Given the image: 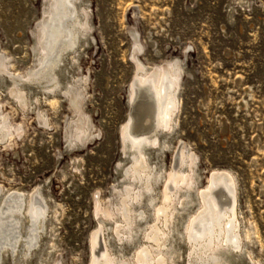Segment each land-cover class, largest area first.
<instances>
[{"label": "rangeland", "instance_id": "374dc122", "mask_svg": "<svg viewBox=\"0 0 264 264\" xmlns=\"http://www.w3.org/2000/svg\"><path fill=\"white\" fill-rule=\"evenodd\" d=\"M54 1L0 0L6 66H0V125L9 131L4 139L0 132V201L12 192L27 199L36 191L48 216L35 255L25 257L30 223L23 208L18 253H7L0 264H88L89 236L98 228L115 264H135L138 247L151 246L144 234L156 208L131 178L134 152L121 134L131 114L135 125L150 126L140 110L152 103L139 102L138 111L129 103L139 62L147 72L166 64L178 68L172 124L157 133V146L142 150L147 166L165 177L184 148L177 171L193 170L200 179L194 206L181 217L174 213L170 232L164 230L177 251L174 264L192 262L184 226L214 169L233 177L238 231L251 238L242 255L220 257L227 264H264V0H75L76 46L56 62L55 82L48 83V73L40 79L30 71L43 68L39 40ZM12 91L22 93L24 108ZM72 93L81 101L80 114ZM78 116L86 123L85 138ZM162 184L152 183L155 205ZM128 187L130 231L120 213Z\"/></svg>", "mask_w": 264, "mask_h": 264}, {"label": "bare ground", "instance_id": "6f19581e", "mask_svg": "<svg viewBox=\"0 0 264 264\" xmlns=\"http://www.w3.org/2000/svg\"><path fill=\"white\" fill-rule=\"evenodd\" d=\"M74 1L55 0L50 12L44 17L46 19L42 23L43 28L39 41L45 53L40 63L43 68L39 71H30V74L41 79L48 73L50 76L48 83L55 82L56 75L52 73V69L56 62L60 60L68 49L76 46L77 32L75 30L80 24ZM3 59L0 56L2 69ZM136 66L137 78L129 91V103L132 104L136 100L142 104L152 103L151 106L142 105L143 107L140 110L142 117L147 116L150 126L146 129L140 128V130L134 131L132 124L135 121V115L133 117V114H131L125 122L121 134L123 140H128L130 148L134 152V155H132L133 167L131 171L133 174L131 178L137 184L142 183V189L149 193L148 206L156 208V214L154 223L149 227L148 236L144 234L151 246L138 247L134 263L174 264L177 251L172 245V239L169 242V234L164 230L166 229V231L170 232V228L174 224V213H176V216L181 217L185 210L194 206L191 195L197 191L200 179L193 170L191 171L192 175H189V171H177L184 166V148L180 149L176 156L174 169L170 170L165 177L160 173L155 174L156 176L153 175V168L150 169L147 166L142 150L152 149L157 146L159 143L157 133L162 131V129L170 128L172 124V116L176 111V100L173 91L177 85L178 68L176 67L177 65L169 67L170 65L166 64L162 69L154 67L147 72L142 68L143 66L140 65V62ZM12 94L24 108L26 103L22 93L15 91L13 93L12 91ZM70 101L74 110L79 113L81 101L77 95L72 93ZM135 108L138 111L140 106ZM78 117L80 134L85 138L87 131L85 130L84 132L81 127L86 125V123L82 116ZM0 132L2 133V139L7 137L9 131L6 129L5 123L0 125ZM188 159V167L193 169L194 155H190ZM128 174L130 176V173ZM207 177L205 186L198 190L197 210L189 217L184 226L186 233L185 242L190 247L189 258L192 261L190 264H227L220 255L234 253L242 255L244 246L249 239L251 242V238H249L250 234L248 232H245L242 236L238 231L235 217V206L237 204L235 203L233 177L226 171L215 169ZM159 180H163L162 197L161 201L155 205V200L150 194L153 188L152 183L155 182L156 184ZM131 191V188L128 187V195L122 199L120 209L121 219L128 228L130 227V210L127 200ZM2 196L3 194L0 195V197ZM4 197L0 201V262L5 256L7 257V253H18L17 249L14 248H17L16 243L19 242L17 238H20L19 226L25 217L22 213L23 208H25V212L28 215L27 223H30L29 226L26 225V236L22 241V245L25 246L22 254L25 257L28 256V253L34 254V248L38 245L37 238L41 236L43 231V221L45 217H48L46 212L47 205L36 191L27 199L20 192L8 194L6 200H4ZM139 199V194H135L134 200L139 201ZM175 205L181 208V212ZM103 213L105 218L109 216L107 210H104ZM137 217H139L140 222H143L142 212ZM119 228L116 229V235H119ZM101 236H103L102 228L95 229L89 236L91 254L88 264H115L116 262L111 258L109 250H107L104 237ZM166 242L169 243V246L165 245ZM15 257L17 256L15 255ZM117 264L130 263L127 260H122L118 261Z\"/></svg>", "mask_w": 264, "mask_h": 264}, {"label": "water", "instance_id": "95a60500", "mask_svg": "<svg viewBox=\"0 0 264 264\" xmlns=\"http://www.w3.org/2000/svg\"><path fill=\"white\" fill-rule=\"evenodd\" d=\"M138 100L136 101H133V103L130 105V108L133 109L136 107V104H138ZM134 117V116H133ZM135 119V118H134ZM133 125V130L134 131H138L140 130V128H142L143 124H141V122H139V126L135 125L134 123L132 124Z\"/></svg>", "mask_w": 264, "mask_h": 264}]
</instances>
